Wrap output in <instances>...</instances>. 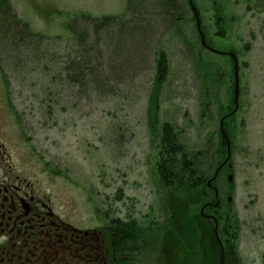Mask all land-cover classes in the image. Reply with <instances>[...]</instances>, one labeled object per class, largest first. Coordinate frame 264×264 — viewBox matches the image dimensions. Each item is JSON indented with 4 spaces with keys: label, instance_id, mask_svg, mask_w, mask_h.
Returning <instances> with one entry per match:
<instances>
[{
    "label": "rangeland",
    "instance_id": "rangeland-1",
    "mask_svg": "<svg viewBox=\"0 0 264 264\" xmlns=\"http://www.w3.org/2000/svg\"><path fill=\"white\" fill-rule=\"evenodd\" d=\"M2 2L0 177L7 166L32 181L76 227L119 220L127 235L139 234L133 264H214L197 243V222L181 249L162 224L175 208L167 196L188 199L189 222L213 201L211 190L194 203L164 183L162 125L176 132L178 157L209 174L220 159L207 155L223 148L219 116L233 109L232 65L200 48L188 0ZM238 2L193 0L208 42L232 45L240 67L239 107L224 124L231 169L214 181L219 204L206 212L230 242L229 264H264V39L259 16ZM107 15L119 18L95 26L93 17ZM161 53L168 75L153 103Z\"/></svg>",
    "mask_w": 264,
    "mask_h": 264
},
{
    "label": "flooded vegetation",
    "instance_id": "flooded-vegetation-1",
    "mask_svg": "<svg viewBox=\"0 0 264 264\" xmlns=\"http://www.w3.org/2000/svg\"><path fill=\"white\" fill-rule=\"evenodd\" d=\"M239 2L245 4L246 11L259 16L258 33L264 39V0ZM209 46L213 49L210 51L227 58L233 76L239 73L238 54L232 45L224 50ZM249 50L246 45V51ZM3 171L0 177V264L136 262V246H131L129 254L120 247L122 229L116 225L119 220L113 219L114 223L95 228L76 227L52 209L51 199L41 194L32 181L14 174L7 166ZM204 218L212 220L206 215Z\"/></svg>",
    "mask_w": 264,
    "mask_h": 264
},
{
    "label": "trees",
    "instance_id": "trees-1",
    "mask_svg": "<svg viewBox=\"0 0 264 264\" xmlns=\"http://www.w3.org/2000/svg\"><path fill=\"white\" fill-rule=\"evenodd\" d=\"M0 8L4 10L6 9V12H8L9 10V6L6 7V2L3 3L2 0H0ZM118 18L119 16L114 17L111 15H107L100 18H93V22L95 23V26H103L108 25L104 23L109 20L112 21L111 23L116 22V19ZM167 75V59L165 55L161 53L160 58L156 64L155 74L152 79V85L150 90L152 91V98L158 99V90L159 88H162V85L164 84ZM154 102L155 100L153 101V103ZM160 130L162 152L165 154V162L167 163V167H164L162 169L161 174V177L167 179V181L163 180L164 183L169 187L176 188L182 193L187 194V196L191 198L190 202L198 203L200 200H202L201 195H203L204 192L210 191V189L207 187L206 182L207 179L213 176V173L211 174L212 170L216 169L217 167L213 165L215 160L211 161L210 163L208 160L205 159L207 161V164L210 163L208 166H211L209 174L207 173V171H199L197 168V164H195V162L188 161L189 158L184 152L182 153L183 156L178 157V154L181 152V145L179 144L177 134H175L173 128L169 124H163ZM220 137L222 144H225L224 138L222 136H219V138ZM220 150L221 153L217 150L211 152L207 156H213V158L215 159L216 156H218L221 161L222 158H224V156L226 155V150L223 148H221ZM195 155L197 154H192V157H194ZM199 165L203 167L202 163H200ZM163 174L164 176H162ZM217 178L218 177H216V179ZM172 199H168L167 196V202H170L172 205H175V208L170 211L168 218H166V220L164 219V222L162 224L167 229V235H171V238H174L173 243L180 246V249L182 246H186L187 244L185 243L189 242L188 237L190 234V232L188 231V225H190V223L194 224L195 222H197L195 226H197L198 231L200 233L199 240L197 241V243L205 247L206 252L209 253L208 255L211 257L214 264H229L227 262V258L230 242L227 240H223L219 232L218 235H216V232L214 230L215 222L207 221L199 214L195 215L192 218L193 221L189 222L187 219L189 208V202L187 201L188 199L181 201L179 198H177L176 203L172 202ZM196 219L198 220L195 221ZM217 226H220L219 219ZM195 231L196 230L194 229L191 232L195 234ZM138 237V233L134 232L132 236H130L127 235L122 229V251L124 252L125 249H128V251L131 250V246H133L135 242L139 243L140 239ZM125 243H128V245H126ZM176 254L177 252L174 254L173 257L178 258ZM178 255L179 258H181L180 253H178Z\"/></svg>",
    "mask_w": 264,
    "mask_h": 264
},
{
    "label": "water",
    "instance_id": "water-1",
    "mask_svg": "<svg viewBox=\"0 0 264 264\" xmlns=\"http://www.w3.org/2000/svg\"><path fill=\"white\" fill-rule=\"evenodd\" d=\"M231 179H232V177H231V175H229V176H228V180L231 181Z\"/></svg>",
    "mask_w": 264,
    "mask_h": 264
}]
</instances>
